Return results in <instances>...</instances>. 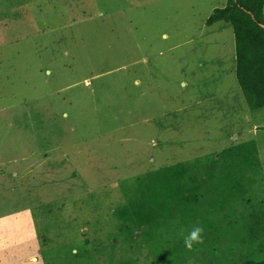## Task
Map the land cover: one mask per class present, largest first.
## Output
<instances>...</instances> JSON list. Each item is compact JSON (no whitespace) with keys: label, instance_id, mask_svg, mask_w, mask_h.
Wrapping results in <instances>:
<instances>
[{"label":"rangeland","instance_id":"1","mask_svg":"<svg viewBox=\"0 0 264 264\" xmlns=\"http://www.w3.org/2000/svg\"><path fill=\"white\" fill-rule=\"evenodd\" d=\"M225 0H0V264H226L264 234V107L235 79ZM264 13V8H263ZM253 142L259 165L212 241L147 237L120 210L136 180L197 179Z\"/></svg>","mask_w":264,"mask_h":264},{"label":"trees","instance_id":"2","mask_svg":"<svg viewBox=\"0 0 264 264\" xmlns=\"http://www.w3.org/2000/svg\"><path fill=\"white\" fill-rule=\"evenodd\" d=\"M264 0H225L222 8L214 9L205 21L230 25L234 36L235 79L246 105L251 110L264 107ZM264 129V127H262ZM253 142L222 150L211 165L197 179L185 164H177L150 172L136 180L133 194L126 207L120 210L122 219L133 222L143 235L152 236L167 222L177 221L179 227L202 229L201 241L185 248L195 250L215 239L229 221L230 206L244 193V171L259 165ZM256 223L248 226L256 237L255 257L237 263L264 264V234H258ZM184 240V238L182 239Z\"/></svg>","mask_w":264,"mask_h":264},{"label":"clouds","instance_id":"3","mask_svg":"<svg viewBox=\"0 0 264 264\" xmlns=\"http://www.w3.org/2000/svg\"><path fill=\"white\" fill-rule=\"evenodd\" d=\"M202 229L200 227H194L188 234L184 237L183 243L185 248H191L194 242L198 243L201 241V233Z\"/></svg>","mask_w":264,"mask_h":264}]
</instances>
